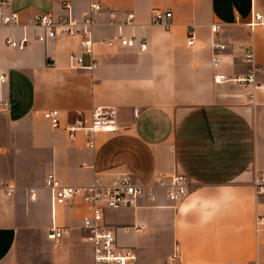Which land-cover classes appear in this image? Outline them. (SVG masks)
Masks as SVG:
<instances>
[{
  "label": "crops",
  "instance_id": "1",
  "mask_svg": "<svg viewBox=\"0 0 264 264\" xmlns=\"http://www.w3.org/2000/svg\"><path fill=\"white\" fill-rule=\"evenodd\" d=\"M102 3L92 70L70 64L77 38L38 41L32 28L0 27V75H6L0 96L10 102L9 110L0 111V182L16 186L12 195L0 194V264H95L83 225L89 209L80 198L52 205L49 172L78 186L111 181L122 172L146 184L185 174L190 187L181 201L156 188L155 202L148 190L135 206L105 209L103 223L120 245L134 249V264H264L253 184L264 170V23L254 21V11L264 15V0ZM71 4L82 17L89 0ZM156 8L173 12L170 29L152 23ZM11 10L22 24L36 12H66L62 0H12ZM130 12L133 21L119 25ZM215 22L222 24L217 33L211 30ZM121 29L147 39L148 48L108 46L105 40ZM25 31V49L6 43L7 36ZM214 40L227 44L218 50V67ZM248 46L252 64L260 67L255 85L217 82L219 72L233 77L249 71ZM91 61L85 55V64ZM95 106L114 108L119 125L97 134L95 148L86 146L84 132L72 141L64 127L43 116L57 108L63 124L70 123L77 110L89 114ZM53 225L67 228L60 247L48 237Z\"/></svg>",
  "mask_w": 264,
  "mask_h": 264
},
{
  "label": "built area",
  "instance_id": "2",
  "mask_svg": "<svg viewBox=\"0 0 264 264\" xmlns=\"http://www.w3.org/2000/svg\"><path fill=\"white\" fill-rule=\"evenodd\" d=\"M66 10L58 16L51 12H36L30 16L28 23L22 24L17 11L11 10L12 0H0V27H22L24 30L34 29L35 38L38 41L56 40L62 37H73L78 39V47L69 54L70 64L78 69H94L98 65L95 57V39L94 27L97 16L103 9L102 0H89L88 9L82 17L75 16L72 11L71 0H62ZM173 12L162 8H156L151 21L155 24H162L167 29L172 27ZM115 22L114 12H111ZM134 13H128L126 19L118 24L131 23L134 19ZM254 21L264 23V15L259 11H254ZM222 29L220 22H215L211 30L214 33ZM29 35L25 31L21 37L9 35L6 37V43L16 49L23 50L28 45ZM110 46H138L141 51L148 48V41L145 38H139L136 34H126L122 29L117 35L105 40ZM188 45L195 44L194 35H190L187 40ZM227 44L221 40L213 41L215 52L212 56V62L215 66L221 64V56L218 50H224ZM85 55L92 58L90 64H85ZM254 51L252 46L244 49V58L251 63L249 71L246 74L227 76L223 72L215 75V80H232L238 83H254L256 73L260 70L259 66L253 63ZM0 81H6V75H0ZM253 97L251 94L250 98ZM10 108L9 100L0 96V111H6ZM43 116L50 124L55 127H64L69 137L74 141L78 132L82 131L87 135L86 146L95 148L97 145V134L106 131H115L119 129L116 118V110L107 106H95L91 113L79 109L75 113L72 122L64 123L62 112L57 108L45 110ZM254 187L257 196L256 212V232L264 234V170L256 173L254 177ZM45 185L50 190L52 205L66 204L70 200L80 198L86 204L89 212L83 216V225L88 230L86 240L92 245L95 264H134L137 255L133 248L122 246L118 243L115 231L103 223L105 209H116L122 206H135L138 204L139 197L148 192L151 202L156 200V188H165L170 200L178 202L183 200L189 193L190 180L185 174H175L170 177H157L152 182L146 184L139 182L130 172H122L111 181H105L102 178H96L87 185L64 184L55 172H49L45 178ZM16 186L9 181L0 182V194L10 196L13 194ZM32 196H35L32 190ZM67 233V228L53 225L48 231V237L52 239L56 247H60L63 236ZM264 240V238H263ZM178 253L171 256L175 259ZM255 264V263H254Z\"/></svg>",
  "mask_w": 264,
  "mask_h": 264
}]
</instances>
